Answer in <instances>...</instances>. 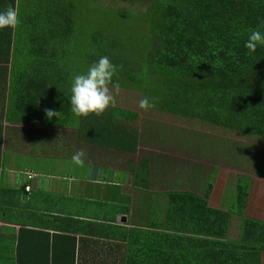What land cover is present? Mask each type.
<instances>
[{"label":"trees","instance_id":"trees-1","mask_svg":"<svg viewBox=\"0 0 264 264\" xmlns=\"http://www.w3.org/2000/svg\"><path fill=\"white\" fill-rule=\"evenodd\" d=\"M113 1L124 0H0V12L11 5L19 13L16 28L0 29V68L22 74L14 76L20 85L16 101L28 120L44 121L45 109L59 112L52 119L75 117L72 77L106 55L118 66L113 79L120 89L103 115L75 117L81 139L132 152L142 135L149 143L175 144L187 156L177 160L179 168L189 157L217 156L263 179L264 46L248 54L244 43L252 30L264 33V0H142L145 11L116 8ZM144 97L155 107L135 110ZM196 127L218 128L243 142L203 135ZM209 170L205 182L180 174L183 188L162 193L155 223L159 247L112 252L114 264H264V215L247 214L255 180L236 171L220 208L208 201L217 168ZM201 171L192 168L193 174ZM233 220L235 238L228 235ZM23 234L20 228L10 264L74 263L73 240L70 251L56 258L46 237L30 247ZM25 255L29 262H22Z\"/></svg>","mask_w":264,"mask_h":264},{"label":"crops","instance_id":"crops-1","mask_svg":"<svg viewBox=\"0 0 264 264\" xmlns=\"http://www.w3.org/2000/svg\"><path fill=\"white\" fill-rule=\"evenodd\" d=\"M18 75L0 68V264H10L20 228L25 229L23 244L31 247L35 238L46 237L56 258L70 251L73 240V264H114L112 252L159 247L161 230L155 223L162 193L183 188L180 173L189 165L177 166L181 162L174 153L181 155V150L176 146L159 153L158 139L149 143L142 135L132 152L91 147L80 138L75 117L31 122L16 101ZM150 147L153 152H147ZM80 149L86 153L83 167L71 160ZM167 171L179 176L166 179ZM25 185L29 189L21 198ZM121 226L131 229L121 232ZM29 261L25 255L22 262Z\"/></svg>","mask_w":264,"mask_h":264},{"label":"clouds","instance_id":"clouds-1","mask_svg":"<svg viewBox=\"0 0 264 264\" xmlns=\"http://www.w3.org/2000/svg\"><path fill=\"white\" fill-rule=\"evenodd\" d=\"M264 25V20L260 21ZM20 24L19 13L11 5L5 11L0 12V29L16 28ZM258 46H264V33L260 30H252L244 43L248 54L254 53ZM118 74V66L106 55L93 62L85 73L72 77L70 85V106L75 117H87L91 114L101 116L115 104V94H118L120 84L113 77ZM155 107L153 100L144 97L139 101V108L148 111ZM47 118L59 117V112L45 109ZM85 150L76 151L72 157V163L83 167L85 164ZM26 190H24L25 192Z\"/></svg>","mask_w":264,"mask_h":264},{"label":"rangeland","instance_id":"rangeland-1","mask_svg":"<svg viewBox=\"0 0 264 264\" xmlns=\"http://www.w3.org/2000/svg\"><path fill=\"white\" fill-rule=\"evenodd\" d=\"M112 3H114L113 5L116 8H120V9L126 8L129 10L138 9L139 11H145V8L148 7L147 5L144 4V1L142 0H124L120 2L113 1ZM105 4L108 5V3H105ZM95 18H96L95 16L92 17V19H95ZM93 22L94 21H92V28H94ZM135 95H136L135 93H132L133 98ZM137 99H139L138 96H137ZM137 103L139 104V100H137ZM139 109L140 108L137 107L135 110H139ZM161 120H164V118H161ZM173 124H179V122H174ZM194 131L201 132L203 135H208V136H222L224 137L223 139L229 141L230 143L235 142V141L243 142L241 138H237L236 136H234V134H231V133L227 134L226 132H221L218 128L214 129L213 131H209L208 129L203 128V127H196ZM88 145L92 147L94 144L88 143ZM174 147H176V145L171 142L170 144H166V146L160 145V147L155 148V150L159 153H164L167 149H170L172 151ZM153 149L154 148L150 147L147 152H153ZM220 151L223 152L222 155H225V156L227 155L226 149L224 150L220 149ZM240 153L241 152H238V154ZM174 156H177L179 159H184V157L187 158V156L184 154L180 155V154L174 153ZM240 158H244V156L241 155ZM188 159H190L189 167H185V169L183 168L185 170L182 175L183 178L185 177L184 179H187V178L192 179V177L195 176V177H199L200 182H203V181L205 182L207 178L209 179L208 177V172L210 171L209 169L212 167L217 168L218 173L216 172L214 182H213L214 189L211 190V197L209 198L208 201L211 205H214L216 207L223 206L227 200V195L230 191V186L233 180L234 173L238 170L234 168H230L227 165V158H224V157L219 158L215 156L214 158L213 157L209 159L207 158L205 160L191 158V157H189ZM241 163H243V161ZM193 164L195 165L194 167H193ZM196 167L202 170L199 174H193L195 173V171L192 173V168L195 169ZM244 171L246 172L245 174L252 177L256 182L255 187L253 188V191L249 194L250 197H249V207H248L247 214L257 215L258 217L262 218V216L264 215V178L261 179L256 176H252L250 169L249 170L245 169ZM244 171L239 169L238 172H244ZM164 174H166L165 175L166 179H170V180L177 179L175 177L179 176V173H174V171H167V172H164L163 175ZM203 185H200V187H198L196 191L201 193ZM236 224H237L236 220L231 221V227L228 232L229 233L228 235L231 238H235L237 236Z\"/></svg>","mask_w":264,"mask_h":264},{"label":"built area","instance_id":"built-area-1","mask_svg":"<svg viewBox=\"0 0 264 264\" xmlns=\"http://www.w3.org/2000/svg\"><path fill=\"white\" fill-rule=\"evenodd\" d=\"M26 177H27V178H31V177H32V173H31V172H27V173H26ZM28 189H29V188H28V185H25V186H24V190L27 191ZM0 225H2L1 222H0Z\"/></svg>","mask_w":264,"mask_h":264},{"label":"water","instance_id":"water-1","mask_svg":"<svg viewBox=\"0 0 264 264\" xmlns=\"http://www.w3.org/2000/svg\"><path fill=\"white\" fill-rule=\"evenodd\" d=\"M25 195H26V192L23 191V192L21 193V198H24Z\"/></svg>","mask_w":264,"mask_h":264}]
</instances>
